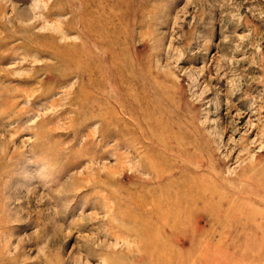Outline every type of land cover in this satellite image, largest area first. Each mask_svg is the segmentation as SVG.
<instances>
[{
	"label": "rangeland",
	"instance_id": "1",
	"mask_svg": "<svg viewBox=\"0 0 264 264\" xmlns=\"http://www.w3.org/2000/svg\"><path fill=\"white\" fill-rule=\"evenodd\" d=\"M0 264H264V0H0Z\"/></svg>",
	"mask_w": 264,
	"mask_h": 264
}]
</instances>
